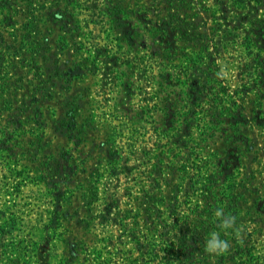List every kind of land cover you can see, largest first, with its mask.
Instances as JSON below:
<instances>
[{
	"label": "rangeland",
	"instance_id": "rangeland-1",
	"mask_svg": "<svg viewBox=\"0 0 264 264\" xmlns=\"http://www.w3.org/2000/svg\"><path fill=\"white\" fill-rule=\"evenodd\" d=\"M9 216L0 264H264V0H0Z\"/></svg>",
	"mask_w": 264,
	"mask_h": 264
},
{
	"label": "trees",
	"instance_id": "trees-1",
	"mask_svg": "<svg viewBox=\"0 0 264 264\" xmlns=\"http://www.w3.org/2000/svg\"><path fill=\"white\" fill-rule=\"evenodd\" d=\"M236 28H237V30H239V32H241L242 35L245 34L244 41L236 42L237 40L232 38V39H230V43H231V45H232V43H235L236 47H238V44H240L241 45L240 47L242 48L246 44V42H247L246 40H248V38L250 36V34H249L250 32H248V30L245 29L243 26H237ZM234 34H236V32H234V31L229 32L230 36H234ZM255 56H257V54H255ZM235 61H237L240 64L239 68H242L241 66L246 65V63L243 64V61H245V57H244V55H242V53L240 56H238L236 58ZM215 62L216 61H215L214 54L210 53L207 56L202 57L201 60L199 59L198 65L195 64L196 62H193L191 67L185 66L181 69L183 76H185V74H187L188 80H189V82H191V84L189 86V90H191L190 98L193 101L197 102L198 104H203L207 100V97L209 96V94H208V91H209V88H208V84H209L208 77L209 76L208 75H209V73L207 70L211 69V65H214ZM195 69L199 70L200 73L197 74V71ZM242 84L244 85V80H243ZM237 92H238V90L234 91L233 93H237ZM16 221H17V219L13 216H9V218H7V220H4L2 217H0V226L6 227V228L8 227L5 232H3V230L2 231L0 230V254L1 255L3 254L5 256L7 254H11L12 252L18 254V253H22V251H24L25 252L24 254L27 257L28 253H30V252L34 253V250L28 251L29 246H26L27 248L22 249V250L17 249V248L12 249L13 246L15 245L16 240H18V235L14 234V230L11 228L13 225L16 224ZM11 230H12V232H11ZM37 235L39 236L40 240L43 239L44 234L41 233V234H37ZM31 255H33V254H30V256L28 257L29 260L31 259ZM36 258H37L38 264H43V261L41 260L43 258V256H41L38 253L36 255ZM50 262H48V263L50 264Z\"/></svg>",
	"mask_w": 264,
	"mask_h": 264
},
{
	"label": "clouds",
	"instance_id": "clouds-1",
	"mask_svg": "<svg viewBox=\"0 0 264 264\" xmlns=\"http://www.w3.org/2000/svg\"><path fill=\"white\" fill-rule=\"evenodd\" d=\"M217 216H222L221 211H217ZM234 222L233 217H225L222 219L221 226L224 228L230 227ZM229 245L225 240L220 239L215 233L207 240L206 250L210 253H222L228 249Z\"/></svg>",
	"mask_w": 264,
	"mask_h": 264
}]
</instances>
